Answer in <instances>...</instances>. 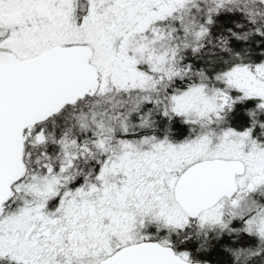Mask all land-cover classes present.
Returning <instances> with one entry per match:
<instances>
[{
    "label": "snow or ice",
    "instance_id": "6c2138e0",
    "mask_svg": "<svg viewBox=\"0 0 264 264\" xmlns=\"http://www.w3.org/2000/svg\"><path fill=\"white\" fill-rule=\"evenodd\" d=\"M0 264H264V0H0Z\"/></svg>",
    "mask_w": 264,
    "mask_h": 264
}]
</instances>
